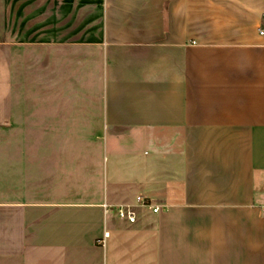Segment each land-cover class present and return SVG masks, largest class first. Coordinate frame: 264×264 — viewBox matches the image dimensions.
Segmentation results:
<instances>
[{
	"label": "crops",
	"instance_id": "0c3cea01",
	"mask_svg": "<svg viewBox=\"0 0 264 264\" xmlns=\"http://www.w3.org/2000/svg\"><path fill=\"white\" fill-rule=\"evenodd\" d=\"M261 30L264 0H0V264H264Z\"/></svg>",
	"mask_w": 264,
	"mask_h": 264
},
{
	"label": "built area",
	"instance_id": "2783aa9c",
	"mask_svg": "<svg viewBox=\"0 0 264 264\" xmlns=\"http://www.w3.org/2000/svg\"><path fill=\"white\" fill-rule=\"evenodd\" d=\"M261 33L264 34V30H261ZM138 203L144 207L152 210L155 213L162 211V207L159 203L154 202L152 199L147 198L145 196H139L137 198ZM106 213H110L113 210L115 211L116 215L121 219L130 224H135L138 221V213L136 210V206L130 204L120 205L118 207H112L105 205ZM264 211V207L262 208ZM108 236V233L105 234V237Z\"/></svg>",
	"mask_w": 264,
	"mask_h": 264
}]
</instances>
